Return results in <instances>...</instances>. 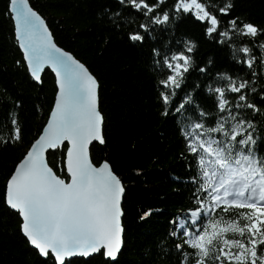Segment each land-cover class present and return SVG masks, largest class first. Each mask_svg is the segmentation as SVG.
I'll return each mask as SVG.
<instances>
[{
    "label": "snow or ice",
    "instance_id": "obj_1",
    "mask_svg": "<svg viewBox=\"0 0 264 264\" xmlns=\"http://www.w3.org/2000/svg\"><path fill=\"white\" fill-rule=\"evenodd\" d=\"M115 3L118 7H104L98 15L118 30L143 18L128 33L133 47L161 37L151 48L154 86L160 115L174 122L182 145L179 158L187 175L172 179L188 191L189 207L168 221L166 236L174 248L161 245L162 252L178 256L179 264H264V25L233 15L235 0ZM5 9L22 54L17 68L37 84L50 70L55 97L0 198L42 264H92L97 257L119 264L127 186L110 160L96 161L91 152L96 143L107 145L99 80L58 46L31 0H7ZM188 21L202 26L207 40L231 50V68L222 71L212 59L197 64L198 42L177 35ZM194 71L200 80L190 84ZM0 104L12 105L0 123V144L22 143L21 106L7 90ZM161 211L149 209L139 219Z\"/></svg>",
    "mask_w": 264,
    "mask_h": 264
},
{
    "label": "trees",
    "instance_id": "obj_2",
    "mask_svg": "<svg viewBox=\"0 0 264 264\" xmlns=\"http://www.w3.org/2000/svg\"><path fill=\"white\" fill-rule=\"evenodd\" d=\"M31 3L46 19L58 46L88 66L101 85L99 98L107 145H95L91 152L96 161L110 160L127 186L123 204L126 243L119 264H179L178 256H166L161 247L174 248L166 236L168 221L178 209L189 207L188 191L172 179L187 175L179 158L182 148L179 132L171 119L160 115L162 107L154 86L156 74L151 69V48L159 44L161 37L157 35L156 41L146 40L143 46L133 47L128 33L137 30L143 18L126 22L118 30L98 15L104 7H118L115 0H31ZM235 3L233 15L264 25V0H235ZM6 4L7 0H0V96L7 90L21 106L18 111L23 123V142L0 144V197L8 175L42 131L55 96L54 78L48 71L43 84H36L25 70L17 68L16 61L22 56L14 43L11 22L5 16ZM177 35H187L198 42L195 59L200 66L212 59L215 67L223 71L235 63L231 50L207 40L202 26L194 21L181 23ZM256 54L259 55L258 50ZM199 80L200 74L194 71L189 83ZM202 103L207 106L206 101ZM11 108V104H0V123L6 120ZM3 131L6 136L8 130ZM149 209L163 211L140 221L139 216ZM18 224L16 215L0 198V264H42L20 234ZM92 264H103V260L97 257Z\"/></svg>",
    "mask_w": 264,
    "mask_h": 264
},
{
    "label": "water",
    "instance_id": "obj_3",
    "mask_svg": "<svg viewBox=\"0 0 264 264\" xmlns=\"http://www.w3.org/2000/svg\"><path fill=\"white\" fill-rule=\"evenodd\" d=\"M52 76H53V78H54V74L53 73H51V71L49 70L48 71ZM36 83V82H35ZM54 83H55V78H54ZM37 84V83H36ZM55 97V96H54ZM95 145H99L98 143H96ZM99 146H101V145H99ZM31 247V246H30ZM41 258V257H40ZM42 259V258H41Z\"/></svg>",
    "mask_w": 264,
    "mask_h": 264
},
{
    "label": "bare ground",
    "instance_id": "obj_4",
    "mask_svg": "<svg viewBox=\"0 0 264 264\" xmlns=\"http://www.w3.org/2000/svg\"><path fill=\"white\" fill-rule=\"evenodd\" d=\"M18 48V47H17ZM19 50V49H18ZM20 52V51H19ZM21 54V53H20ZM21 56H22V54H21ZM95 146V145H94ZM91 148H93V146L91 147ZM28 245V244H27ZM29 246V245H28ZM30 247V246H29ZM30 249L33 251V252H36V250H34L33 248H31L30 247ZM37 253V252H36Z\"/></svg>",
    "mask_w": 264,
    "mask_h": 264
}]
</instances>
